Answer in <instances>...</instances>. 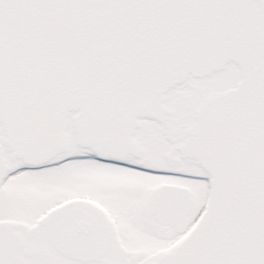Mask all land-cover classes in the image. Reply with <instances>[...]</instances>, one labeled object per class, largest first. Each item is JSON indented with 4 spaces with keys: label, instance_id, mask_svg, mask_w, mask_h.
<instances>
[{
    "label": "snow or ice",
    "instance_id": "6c2138e0",
    "mask_svg": "<svg viewBox=\"0 0 264 264\" xmlns=\"http://www.w3.org/2000/svg\"><path fill=\"white\" fill-rule=\"evenodd\" d=\"M0 264H264V0H0Z\"/></svg>",
    "mask_w": 264,
    "mask_h": 264
}]
</instances>
